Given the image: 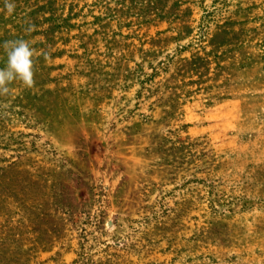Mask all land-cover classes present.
Listing matches in <instances>:
<instances>
[{
  "label": "rangeland",
  "instance_id": "rangeland-1",
  "mask_svg": "<svg viewBox=\"0 0 264 264\" xmlns=\"http://www.w3.org/2000/svg\"><path fill=\"white\" fill-rule=\"evenodd\" d=\"M9 2L0 264H264V0Z\"/></svg>",
  "mask_w": 264,
  "mask_h": 264
},
{
  "label": "clouds",
  "instance_id": "clouds-1",
  "mask_svg": "<svg viewBox=\"0 0 264 264\" xmlns=\"http://www.w3.org/2000/svg\"><path fill=\"white\" fill-rule=\"evenodd\" d=\"M7 13L11 15L16 5L9 0H5ZM3 48L7 55L6 66L0 68V96L10 93L9 85L13 81L19 80L25 86L31 87L34 84V58L36 50L30 42L24 39L5 41Z\"/></svg>",
  "mask_w": 264,
  "mask_h": 264
}]
</instances>
